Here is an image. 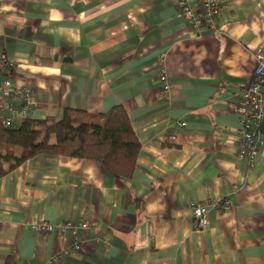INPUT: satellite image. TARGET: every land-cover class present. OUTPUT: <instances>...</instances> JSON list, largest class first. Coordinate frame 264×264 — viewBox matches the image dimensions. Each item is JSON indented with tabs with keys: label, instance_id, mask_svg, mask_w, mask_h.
I'll return each mask as SVG.
<instances>
[{
	"label": "crops",
	"instance_id": "obj_1",
	"mask_svg": "<svg viewBox=\"0 0 264 264\" xmlns=\"http://www.w3.org/2000/svg\"><path fill=\"white\" fill-rule=\"evenodd\" d=\"M180 13L179 0H0V58L31 89L32 120L122 106L141 145L130 179L54 155L0 179V263L264 264V150L239 160L237 115L264 0H226L219 31L202 36ZM223 201L198 232L189 204ZM32 220L90 227L41 234Z\"/></svg>",
	"mask_w": 264,
	"mask_h": 264
},
{
	"label": "trees",
	"instance_id": "obj_2",
	"mask_svg": "<svg viewBox=\"0 0 264 264\" xmlns=\"http://www.w3.org/2000/svg\"><path fill=\"white\" fill-rule=\"evenodd\" d=\"M140 153L138 137L122 106L99 115L66 110L63 118L53 124L30 118L5 129L0 123V179L38 155L94 161L130 179ZM0 264L20 263L16 255H11Z\"/></svg>",
	"mask_w": 264,
	"mask_h": 264
},
{
	"label": "built area",
	"instance_id": "obj_3",
	"mask_svg": "<svg viewBox=\"0 0 264 264\" xmlns=\"http://www.w3.org/2000/svg\"><path fill=\"white\" fill-rule=\"evenodd\" d=\"M226 0H179L181 17L190 29L198 36L219 31L218 19L224 9ZM257 67L254 82L242 91V103L237 109L240 131L238 136L240 161L250 165L259 152L264 150V49L254 52ZM16 69V64L5 55L0 58V123L3 128H12L31 118L36 103L32 98V91L27 87H16L13 84L11 72ZM160 80L163 90L168 94L171 85L165 70L161 71ZM185 127L186 124H181ZM217 208L219 211L230 210V203L223 201L213 206L210 202H194L189 204V209L194 218L195 229L204 232L209 225V209ZM28 227L34 233L63 235L82 229H89V224H75L68 222L54 225L47 222H28ZM79 245L75 250H80Z\"/></svg>",
	"mask_w": 264,
	"mask_h": 264
}]
</instances>
